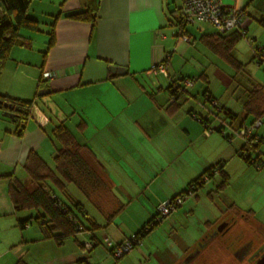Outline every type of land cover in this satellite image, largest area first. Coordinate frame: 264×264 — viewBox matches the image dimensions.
Here are the masks:
<instances>
[{
	"label": "crops",
	"instance_id": "1",
	"mask_svg": "<svg viewBox=\"0 0 264 264\" xmlns=\"http://www.w3.org/2000/svg\"><path fill=\"white\" fill-rule=\"evenodd\" d=\"M183 1L96 0V20L92 25L68 17L84 9L87 0H28L27 14L37 21V29H19L29 43L14 45L0 72V94L33 101L21 134L15 132L14 120L3 114L7 107L0 106V264H15L19 259L25 264H77L81 259L87 264H180L199 242L200 251L185 264H250L248 255L264 243V221L250 203L241 204L239 194L226 191L229 183L223 189L217 188L218 183L210 189L205 197L208 204L201 201L204 184L183 203L189 210L200 201L207 205V211L197 218L199 236L194 239H185L174 228L167 238V248L138 246L114 263L102 243V237L119 241L139 230L156 213L159 200L179 193L214 165L192 148V141L203 134L201 122L192 116V109H184L180 97L177 101L182 104L175 108L166 88L175 80L168 71L175 53L187 51L191 39L215 33L208 21H196L186 25L180 34L175 10L182 7ZM221 2L226 7L242 9L249 47H264V24L260 22L264 18V0ZM231 32L226 36L230 37ZM50 37L53 43L48 47ZM238 42L231 51L237 60ZM165 56L169 59L168 76L155 68ZM110 65L123 66L125 72H112ZM44 71H51L53 76L43 77ZM201 73L209 79L207 71ZM161 78L170 82L164 84ZM162 93V99L170 103L167 110L161 101ZM207 93L213 98L211 91ZM244 94L246 98V89ZM68 113L75 115L72 132L95 155L102 181L86 184V192L75 182L66 183L61 190L46 182L45 189L64 192L70 203L56 193L57 197L68 205H79L89 219L86 224L91 221L97 227L93 239L89 230H84L59 243L44 238L31 220L27 226L19 222L40 210L15 209L8 184L10 174L29 183L24 168L29 151H36L48 164L46 154L53 157L58 147L52 128ZM256 133L264 140V133ZM188 140L191 144L185 147L184 154L186 150L181 152L180 148ZM222 170L227 173L224 166ZM72 184L79 193L73 191ZM179 215L180 211L174 209L167 221ZM221 223L225 224L218 230ZM88 239L94 242L89 253L100 243L105 249L99 259L93 260L95 263L91 255L82 252L80 244ZM68 240L74 245V253H78L75 259L68 256L67 260L65 251H60ZM243 246L245 250L240 252ZM30 250L38 252V263L27 260Z\"/></svg>",
	"mask_w": 264,
	"mask_h": 264
},
{
	"label": "trees",
	"instance_id": "2",
	"mask_svg": "<svg viewBox=\"0 0 264 264\" xmlns=\"http://www.w3.org/2000/svg\"><path fill=\"white\" fill-rule=\"evenodd\" d=\"M27 10L28 0H0V72L9 57L11 48L14 45H24L29 43L28 38L20 34L19 29L22 27L37 29V21L28 16ZM175 11H178L175 24L178 26L181 34L185 30L186 25L191 22H187L185 15L182 12V7ZM96 13V0H87L84 9L72 12L68 14V17L79 21H87L94 25ZM260 22L264 24V18L261 19ZM214 29L215 33L202 34L198 39L209 50L229 62L231 66L237 68L241 67V62L231 54V51L234 44L241 37L246 36V32H243L240 28L229 29L225 32L218 31L215 27ZM228 31H232L230 37L226 36ZM50 34H53V29ZM185 37L188 38L187 36ZM52 43L53 37H50L48 40V47ZM256 48L257 46L253 49V57L258 64H262L261 54L264 52V47H261L259 51L256 50ZM168 60L167 56L161 60L166 71ZM165 76H168V73ZM203 77L204 75L201 73L197 78L203 79L208 83V79ZM179 80H181L182 84L174 80L166 87L173 97L172 102L176 106L175 108L181 106L182 102L177 101V98L186 91L185 87L193 85L194 79L191 77L186 79L183 76L180 77ZM187 80L192 81V84L188 85L186 83ZM173 84H176L174 89L172 88ZM205 90L207 93L208 88L206 87ZM0 100L10 104L11 109H7L14 113L13 117L10 118L16 123L15 132L21 134L31 112L32 99L0 94ZM207 100H212L213 102L215 99L209 96L207 97ZM216 102L217 101H214L215 104ZM242 107L246 112V115H251L253 118L248 125H251L256 119H261L260 117L264 113V83H253L251 89L247 90V95L242 103ZM192 116L197 120L200 119L199 121L201 123L205 121V119L194 112L192 113ZM78 125L80 126V124ZM241 127L242 126H239L235 129L237 134ZM215 128L219 131L221 130V127L216 126ZM52 136L58 143V147H56L53 155L55 163L54 168H51L36 151H29L24 163V168L30 181L28 184L24 183L15 175L10 174L8 184L10 200L14 208L17 210L32 208L40 210V213L33 215V219L40 228L44 238H53L56 242L61 243L64 239L75 235L79 231L89 230V233L92 235L91 238L93 239V231L97 227L95 226V223L91 221L89 222V225L86 224V221L89 219L83 209L77 204L72 206L64 203L57 197L54 189L51 187V189H45L44 185L47 181H50L56 188L61 190L66 183L75 182L81 190L86 192V184L91 185L95 184L97 181H102L97 172V169H100L99 163L92 151L85 144L77 141L73 132L63 121L58 122L52 128ZM241 137L243 139V145L238 152L239 155L243 157L247 163L251 162L258 166H264V160L261 158V151H259L260 145L264 142L262 137L255 133V129L249 135ZM229 138L232 137L230 136ZM249 148L257 153L254 159L250 158L249 153H245ZM215 167H218V173L221 175L217 188L223 189L228 184V174L223 172V164L217 163L188 183V185L191 183L195 184L194 192H196V190L205 182L201 180L202 175L209 174L210 179L213 175L211 172ZM63 208H66L67 210L64 211ZM30 217L20 220L19 222L26 225V222ZM154 217L155 214L139 230L134 232V234L138 235L141 241L148 231L160 224L161 221L154 220ZM89 241L92 245L91 248H93L94 242L92 240ZM80 245L82 248L83 242H81ZM109 253L112 255L110 251ZM112 257L115 259L120 258L114 257L113 255ZM15 264H25V262L19 259ZM77 264L87 263L85 259H81L77 261Z\"/></svg>",
	"mask_w": 264,
	"mask_h": 264
},
{
	"label": "rangeland",
	"instance_id": "3",
	"mask_svg": "<svg viewBox=\"0 0 264 264\" xmlns=\"http://www.w3.org/2000/svg\"><path fill=\"white\" fill-rule=\"evenodd\" d=\"M170 28L171 27H167V30ZM248 43L246 37L243 36L239 39L238 45H236V56L241 62V67L237 68L231 66L229 62L222 57L210 53L199 39H191L190 44L188 43L189 48L187 51L175 53L168 67V71L178 83H181V80H179L181 76H190L194 79L193 85L185 87L186 91L183 92L180 99L183 100L184 109H192L197 115L201 114L208 118V120L201 123L203 129L201 138L192 141L193 150L196 151L197 154L206 157L209 163L223 164L228 174L229 186L226 191L231 194H239V201L241 204L244 206V204L250 203V207L256 211L257 217L264 221V166H258L251 162L247 163L244 158L239 155L238 152L243 145V139L235 130L239 126L250 124L252 120V116L246 115L242 107V102L245 98V89L250 90L253 83L256 82L264 83V63L258 64L256 62L253 57V48H250ZM203 71H207L209 78L208 83L203 79L197 78ZM162 81L164 84L165 82L168 84L170 79L161 78V82ZM206 87L209 89L208 91L212 92L213 98L217 101L216 104L213 103L212 100H207L208 93L205 92ZM38 92L39 90L37 93ZM163 97H165V94L162 93L161 101L164 109L167 110V108L170 107V103L168 102V104L166 99H162ZM53 117L54 116H52V118ZM260 118L261 124L255 129V133L258 132V134L260 132L264 133V113ZM63 122L71 131L75 129L74 125L76 118L73 113H68ZM207 123L208 125H206ZM207 126L209 127L208 129H211L209 132L205 131ZM216 126L221 127V130H217L215 128ZM230 136L232 137L231 140H229ZM182 140L184 141V138H182ZM189 141L190 140H188L183 148H180L181 152L186 150L182 153L187 152V148L185 147L191 144ZM259 151H261V158L264 160V142L260 145ZM245 153H249L252 159H254L257 154L250 148L246 150ZM45 160L52 168L55 166L54 159L51 155L46 154ZM215 174H217V176L204 182V187L200 190V194L203 195L201 201L207 204L209 202L205 198L207 195L206 193L214 188L221 178L220 173L217 172ZM72 187L74 188L73 191L79 193L73 184ZM54 190L61 198L70 203V200L64 192H59L55 188ZM212 196L215 197L214 193ZM201 201L190 210L186 204L178 206L176 209L180 211V215L175 218L174 221L169 223L167 221L169 216H166L158 227L150 232V235L143 238L145 239L144 243L142 239L134 248L138 246H150L153 248L156 246L165 249L167 248V238L170 237V234L175 232V229L177 233L185 239H194L198 237L197 218L207 211V205ZM159 203H161V200H159L157 206ZM20 210L23 211V209ZM29 220L35 223L33 216H31ZM71 243L72 242L68 240L65 246L60 248L61 252L65 251L67 260H69L68 256H72V259L78 256V253H74V245H71ZM102 243L105 247L106 245L103 241V237ZM100 244L95 246L97 249L94 252L89 253L91 249L83 251V253L91 255V262L93 263H95L93 260H96V258L99 259L100 253H104L103 251H105ZM33 252L30 250L27 255V260L34 259L38 263L41 257L36 255L38 253L36 250H33ZM128 254L129 253H126V255ZM110 260L113 263L115 262V258H113L112 255Z\"/></svg>",
	"mask_w": 264,
	"mask_h": 264
},
{
	"label": "built area",
	"instance_id": "4",
	"mask_svg": "<svg viewBox=\"0 0 264 264\" xmlns=\"http://www.w3.org/2000/svg\"><path fill=\"white\" fill-rule=\"evenodd\" d=\"M182 12L185 15L187 22H196V21H208L211 23L218 31L225 32L229 29L240 28L243 32H246V29L243 27V11L237 7H226L221 0H184L182 4ZM184 39H188L185 36ZM261 47H257L256 50H260ZM262 64L264 63V52L261 54ZM157 69L162 71L163 74H167L166 68L163 63L160 61L157 63ZM43 77L51 78L53 73L51 71H44ZM188 85L192 84V81L187 80ZM214 103V101H213ZM200 120V119H198ZM261 124V119H256L251 125H243L238 131V134L241 136H247L254 129L259 127ZM208 125V124H206ZM207 126L205 128L206 132H209ZM231 140V138H229ZM218 172V167H215L211 174ZM202 181L209 180V174H203L201 177ZM195 184L191 183L185 187L181 192L164 199L157 206V211L155 213L154 220L162 221L166 216H168L174 209L182 205L184 201L190 196L194 195ZM63 210H67L63 208ZM27 226V224H26ZM103 241L107 249L112 253L114 257H120L123 254L131 251L134 246L141 242L138 235L132 233L119 241H113L107 236L103 237ZM91 242L88 240L83 242L82 252L88 251L91 249Z\"/></svg>",
	"mask_w": 264,
	"mask_h": 264
},
{
	"label": "flooded vegetation",
	"instance_id": "5",
	"mask_svg": "<svg viewBox=\"0 0 264 264\" xmlns=\"http://www.w3.org/2000/svg\"><path fill=\"white\" fill-rule=\"evenodd\" d=\"M201 242H199L189 253L187 257L183 259V261L180 264H185L187 260H189L191 257L193 258L198 251H200ZM245 247H241V251H244ZM249 263L250 264H264V243L260 245L254 252H252L250 255H248Z\"/></svg>",
	"mask_w": 264,
	"mask_h": 264
},
{
	"label": "water",
	"instance_id": "6",
	"mask_svg": "<svg viewBox=\"0 0 264 264\" xmlns=\"http://www.w3.org/2000/svg\"><path fill=\"white\" fill-rule=\"evenodd\" d=\"M109 68L111 69L112 72H117V73H123L125 72V67L123 66H117V65H110ZM48 91V90H47ZM41 92V91H39ZM0 106L3 107H7L8 109H11L10 104H8L7 102H3L2 100H0ZM6 110L3 114L8 116V117H13L14 113L11 110ZM225 223H221L217 229H221L224 226Z\"/></svg>",
	"mask_w": 264,
	"mask_h": 264
}]
</instances>
